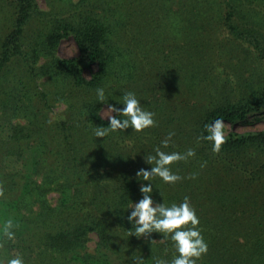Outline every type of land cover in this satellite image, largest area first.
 <instances>
[{
	"label": "trees",
	"instance_id": "obj_1",
	"mask_svg": "<svg viewBox=\"0 0 264 264\" xmlns=\"http://www.w3.org/2000/svg\"><path fill=\"white\" fill-rule=\"evenodd\" d=\"M66 1L52 15H42L32 0H0V260L136 264L142 256L143 264L170 261L178 255L170 237L158 232L137 237L127 219L132 201L142 198L141 184L149 183L136 174L151 168L145 158L160 147L194 151L171 165L180 180L154 178L152 196L168 205L189 198L208 244L197 264H264V129L231 131L218 152L202 138L214 120L236 122L262 107L264 74L256 79L251 67L236 93L223 94L222 100L204 80L191 86L186 78L169 79L176 66L180 69L173 63L189 58L188 49L200 47L204 58L230 52L233 39L224 17L230 26L237 20V28L232 26L237 36L252 42V50H237V68L244 71L250 61L264 58V0H101V9L95 0ZM34 10L39 17L25 26ZM67 34H73L80 54L61 58L55 49ZM156 44L174 55L163 57ZM141 53L145 61L137 57ZM158 61L168 71L144 78ZM181 83L188 91L185 100L197 98L184 113L188 121L195 119L190 129H177L182 117L172 115ZM98 88L105 90L104 101L97 98ZM125 91L155 113V126L96 137V126L109 123L100 112L102 103L122 108ZM213 101L215 107H209ZM57 102L65 104V114L52 119L48 111ZM189 132L192 146L183 147ZM169 133L174 135L164 147L161 141ZM7 220L14 225L11 240L3 236ZM90 235L96 237L94 253L83 251Z\"/></svg>",
	"mask_w": 264,
	"mask_h": 264
},
{
	"label": "clouds",
	"instance_id": "obj_2",
	"mask_svg": "<svg viewBox=\"0 0 264 264\" xmlns=\"http://www.w3.org/2000/svg\"><path fill=\"white\" fill-rule=\"evenodd\" d=\"M96 91L98 100L104 101L105 90L98 88ZM122 104L124 105L122 108L116 107L111 103L108 104V115L105 118L108 119L109 123L107 126H96V137H105L109 132L125 130L129 127L135 131H142L155 126V113L145 109L134 92L125 91ZM223 123L222 120L217 119L210 125H206L208 134L202 138L212 142L213 151L218 152L220 145L224 142ZM172 135L174 133H169L168 138L161 141L164 147L168 146ZM192 155H194L192 149H189L186 154H182L179 152H165L160 147H157L155 155H149L145 158L146 162L152 165L151 168H141L136 174L137 177L149 183L141 184L140 192L142 193V198L138 202L132 201L129 207L132 211L127 219L134 225V232L131 234L139 237L153 232L162 233L163 238L170 237L173 247L178 253L170 261L157 259L155 264H197V260L202 255L207 254L208 244L198 227L199 217L191 206L189 198L185 197L178 204L172 203L168 205L164 201L156 202L152 196L154 178L159 177L165 183L174 184L181 177L172 171L171 165ZM0 195H3L2 189H0ZM13 227L12 220L5 221L3 236L9 240L15 237V233L12 231ZM135 259L136 264H143L144 258L142 256ZM0 264H24V260L22 257L16 256L6 262L0 260Z\"/></svg>",
	"mask_w": 264,
	"mask_h": 264
},
{
	"label": "rangeland",
	"instance_id": "obj_3",
	"mask_svg": "<svg viewBox=\"0 0 264 264\" xmlns=\"http://www.w3.org/2000/svg\"><path fill=\"white\" fill-rule=\"evenodd\" d=\"M14 1V0H12ZM60 0H32V4L33 7L35 9L40 10L43 14L47 13L49 15H52V13H55L54 10L57 8L63 7L64 5H68L69 1L66 0H61V2H59ZM72 1H76V0H72ZM103 1V0H102ZM101 0H95V5L98 6V9H101L104 6V3ZM17 7L19 6V2L16 5ZM11 11H13V7L9 8ZM227 11L232 10V7H226ZM8 11L9 13L11 11ZM31 18L28 19V23H26L25 26H28L29 24L32 25L33 22L39 17V14H35V10L34 12H32L31 14ZM47 15V16H49ZM45 16V15H44ZM226 18V17H224ZM222 21L223 27H225L227 30L226 31H230V34L232 36V44L230 46V52L227 53V55H223V56H211V58H204L201 57L202 55L199 54L200 52V47L199 48H195L193 49H188V53H189V58L187 59H180L178 61H176L175 63H173V66L175 68L176 64H178L180 66V69L176 66V70H173L171 72V77H169V79L171 80V82L173 83V81L180 83L182 78H186L189 79L191 81V86L193 84L196 85L199 83V81L204 80V85L206 89H209V91L215 93L217 95V98L222 100V98H224L225 94H235L236 92V88L237 86H239L240 82L242 81V77H246L245 74H249V72L251 71V67L256 75V79H260L261 75L264 74V68L262 67L263 63H264V58L261 57L262 59H260V61L256 62H252L250 61V63L248 64V66H246L247 69H245L244 71H240V69L237 68V63H233V62H237V53L240 51L239 48L242 49H251L252 48L250 46H252V42L249 40V38H242V37H238L237 36V31L234 30V27L237 28V20H234L232 22V26L227 25L226 20ZM32 19V23H30L29 21ZM145 26V25H144ZM220 27H222L220 25ZM121 32L125 33V29L123 26H120ZM124 29V30H123ZM123 30V31H122ZM131 31V28H130ZM122 34V33H121ZM224 35V34H222ZM148 38H144L142 40L143 43H145V41H147ZM159 44H156V46H158ZM161 46H163L164 48H161L160 46L156 47V48H160V50H164L162 56L163 57H169V56H173L175 51L171 50L170 48H168V46L160 44ZM238 45V46H237ZM254 45V44H253ZM143 46V44H142ZM142 46L137 50V52H141V48ZM134 48V47H133ZM149 48V45L147 47V49ZM144 51V49H143ZM149 53L154 52L155 54L157 53V51L153 50V49H149ZM256 49L254 48L252 52L256 53ZM258 53V51H257ZM55 54L58 55L59 57H70V56H78L80 54V50L78 47V44L73 36V34H67L64 37L59 38V42L56 45V49H55ZM145 55V53H141L140 55H138L137 57H142V55ZM160 54V52H159ZM217 57V58H215ZM143 58V57H142ZM143 61H145V59H142ZM205 63V64H203ZM236 64V65H234ZM262 67V69H261ZM170 68L169 67V72H170ZM245 68V67H242ZM167 70L168 68L164 67L163 63H160L159 61L157 62V65L155 67H152V69L146 70V73L144 74V78H146V75H149L150 77L153 76V72L156 73H162V71ZM86 73H89V70H86ZM247 71V72H245ZM245 72V74H244ZM178 75V77L176 78V76ZM251 75V73H250ZM250 75H248L250 77ZM175 77V78H174ZM174 78V79H173ZM198 82V83H197ZM148 83V82H146ZM244 83H242L240 86L242 87ZM178 85V84H177ZM174 89H178V87L176 85H173ZM190 86V85H189ZM150 87H152L150 85ZM184 88L183 83H181L180 86V90L175 92L176 94H180V96L176 97L175 100L178 101L177 104L174 107H171L173 109V117L177 118L179 115H181L182 120L180 121H176V127L177 129H179L180 127H182V125H186L185 127H188L189 129L194 126V118L190 119V121H188V117H184V113H185V109L188 108H192V106H190L189 104L194 100L197 99L195 97H192L191 99L185 100V98L183 97V95L187 94L188 91H186ZM224 94V95H223ZM249 101V100H248ZM216 101H213L210 103L209 107L216 105ZM108 102L106 103H102L101 105V110L100 112L102 113V116L105 118L108 115L107 112V106H108ZM188 104V105H185ZM178 111V112H177ZM49 116L52 119H59L62 115L65 114V104L63 103H56V105L49 109ZM180 113V114H179ZM115 113H113L114 115ZM107 119V118H105ZM223 123V134L224 136H226L229 132L231 131H236L239 133H244V132H248V131H257L260 129H264V103L262 105V107L258 110H254V109H250L249 112L246 114L245 118L238 120L236 122H228L225 120H222ZM180 124V125H179ZM0 135H3V132L0 131ZM166 138H168V136H165ZM192 139V136L189 132L187 138L183 141V147H188V146H192L190 141ZM225 161V160H223ZM3 165V163H0ZM222 165H224V162L222 163ZM235 177L237 178V175H235ZM263 177L262 174H259V180H261V178ZM217 177H214V180ZM55 197H56V193L55 192H51L49 194V198L54 202L55 201ZM95 246H96V237L94 235H90V238L87 240V242L84 244L83 247V251L85 252H89V253H94L95 250Z\"/></svg>",
	"mask_w": 264,
	"mask_h": 264
}]
</instances>
